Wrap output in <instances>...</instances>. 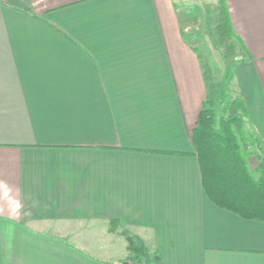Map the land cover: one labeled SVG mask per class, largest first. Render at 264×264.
I'll return each mask as SVG.
<instances>
[{"label":"crops","instance_id":"1","mask_svg":"<svg viewBox=\"0 0 264 264\" xmlns=\"http://www.w3.org/2000/svg\"><path fill=\"white\" fill-rule=\"evenodd\" d=\"M217 1L244 52L232 98L258 177L264 0ZM181 12L0 0V264H264V222L203 190L192 132L208 88Z\"/></svg>","mask_w":264,"mask_h":264},{"label":"trees","instance_id":"2","mask_svg":"<svg viewBox=\"0 0 264 264\" xmlns=\"http://www.w3.org/2000/svg\"><path fill=\"white\" fill-rule=\"evenodd\" d=\"M219 28L225 40L236 38L224 14ZM203 72L208 92L192 132L203 190L215 205L264 222V154L257 168L260 175L256 177L241 142L240 131L244 129L246 115L244 101L229 95L228 86L233 79L229 69L219 84L206 62Z\"/></svg>","mask_w":264,"mask_h":264},{"label":"rangeland","instance_id":"3","mask_svg":"<svg viewBox=\"0 0 264 264\" xmlns=\"http://www.w3.org/2000/svg\"><path fill=\"white\" fill-rule=\"evenodd\" d=\"M181 8L183 24L188 29V38L200 50L203 61L208 63L214 73L215 82L220 83L229 69L234 80L228 86L229 95H238L235 83V64L244 57L243 48L237 38H223L221 14L217 0H177ZM242 142V139H241Z\"/></svg>","mask_w":264,"mask_h":264}]
</instances>
